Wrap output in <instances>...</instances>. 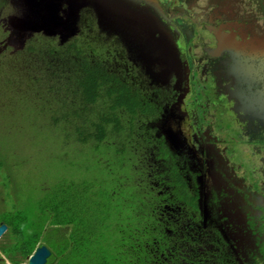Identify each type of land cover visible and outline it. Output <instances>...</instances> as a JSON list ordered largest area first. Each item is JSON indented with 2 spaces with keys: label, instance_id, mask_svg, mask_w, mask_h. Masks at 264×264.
I'll return each instance as SVG.
<instances>
[{
  "label": "rangeland",
  "instance_id": "1",
  "mask_svg": "<svg viewBox=\"0 0 264 264\" xmlns=\"http://www.w3.org/2000/svg\"><path fill=\"white\" fill-rule=\"evenodd\" d=\"M7 2L8 6L2 2L3 10H0V159L4 163L0 171V210L4 207L12 209L13 198L18 194L39 198L46 188L68 183L92 184L107 174L104 163L113 154L124 156L127 164L142 162L143 152L137 148L154 142L152 135H156V127L153 122L149 120L152 125L149 129L148 119L146 123L138 113L132 126L130 117L125 114L121 118L122 128L115 130L112 124H105V136L100 139L98 125L102 122L98 116L107 115L110 101L100 97L94 104L85 103L79 82L84 76L81 62L85 58L91 64L99 63L109 73L118 75L134 89L147 93L149 77L138 66L141 62L137 65L136 60L131 59L134 53L144 61L149 72L153 71L152 65L166 69L167 61L171 60L168 51L164 54L166 46L160 44V40L157 45L152 43L141 52L124 48L133 32L149 31L139 27L141 14L137 11L130 13L129 9L128 12L114 0H59L63 6L54 12L63 21L55 24L49 18L48 30L44 28L37 32L19 26L17 20L23 21L27 14L20 6L24 1ZM239 7L250 11L256 19L264 14V0H244ZM27 12L31 15L32 11ZM46 12L52 16V10ZM117 13L121 17L117 18ZM15 24H18L16 29ZM18 35L23 37L20 41L16 39ZM151 37L152 34L146 33L144 39ZM127 42L131 43V40ZM13 44H17L16 50L11 49ZM72 44L81 50L80 55L69 49ZM159 49L163 51L156 55L154 63V55L153 58L148 55L151 50L158 52ZM127 62L129 71L124 69L128 67ZM120 115L118 113L117 117ZM249 144L235 145L229 155L246 191L264 200L261 158ZM4 173L9 179L13 198L5 196ZM184 186L175 187V190L182 202L193 204L189 195L185 199L188 190ZM28 200L25 198L23 202ZM261 219L264 221V216ZM241 225L244 231L241 238L253 235L252 241L248 240L249 237L246 240L261 252L264 235L258 233L259 224L248 221Z\"/></svg>",
  "mask_w": 264,
  "mask_h": 264
},
{
  "label": "flooded vegetation",
  "instance_id": "2",
  "mask_svg": "<svg viewBox=\"0 0 264 264\" xmlns=\"http://www.w3.org/2000/svg\"><path fill=\"white\" fill-rule=\"evenodd\" d=\"M7 1L0 0L1 11ZM114 1L141 14L139 27L149 30L133 32L124 48L141 52L160 40L171 60L165 71L156 64L149 72L134 53L131 59L149 77L146 94L122 81L147 100L142 104L148 111L139 114L156 127L154 142L137 148L143 152L137 169L154 188L184 184L198 207L185 206L186 221H198L204 235L217 228L235 241L248 221L264 235V200L246 191L229 155L235 145L250 143L264 176V14L256 19L240 9L244 0ZM146 33L152 34L149 40ZM154 51L148 56L155 63L163 50ZM171 171L177 174L169 176Z\"/></svg>",
  "mask_w": 264,
  "mask_h": 264
},
{
  "label": "trees",
  "instance_id": "3",
  "mask_svg": "<svg viewBox=\"0 0 264 264\" xmlns=\"http://www.w3.org/2000/svg\"><path fill=\"white\" fill-rule=\"evenodd\" d=\"M69 49L81 54L75 44ZM81 63L84 102L110 101L107 115L98 116L100 139L105 124L120 130L126 114L134 126V117L148 111L142 104L147 100L117 76L85 58ZM3 164L0 159V171ZM104 164L107 174L92 184L46 188L39 198L12 196L4 173L5 196L15 202L12 209L0 210V224L8 227L0 239V264H28L41 246L51 252L45 264H264V239L260 252L249 242L253 235L226 240L217 228L204 235L198 221L188 223L184 208L190 202L180 200L175 190L180 184L154 188L135 161L127 164L122 155L113 154Z\"/></svg>",
  "mask_w": 264,
  "mask_h": 264
},
{
  "label": "water",
  "instance_id": "4",
  "mask_svg": "<svg viewBox=\"0 0 264 264\" xmlns=\"http://www.w3.org/2000/svg\"><path fill=\"white\" fill-rule=\"evenodd\" d=\"M23 1L24 2H23L22 7L27 13L26 16L29 14V16L27 17L24 16L23 21L17 20L18 22L20 21L19 26L25 27L23 29L40 32V30L44 28L48 30V27H47L48 23L51 22L49 18H52L53 23L55 24L57 23L59 24L60 21L61 22L63 21V19L54 12V10L58 9L59 6L61 7L63 6V5H60V3L58 2L59 0H23ZM78 1H83V0H78ZM41 5H44V7ZM41 9L45 10V12L42 13ZM47 10H52L53 13L55 14L52 13V16L50 17L48 16L49 15L48 13L50 12H46ZM27 11H32L31 15H30V12L28 13ZM15 20L16 18L13 19V21ZM65 21H67V18ZM16 26L18 27V24L14 25L15 29H16ZM69 28L71 27L69 26ZM18 32L20 33V30H18ZM13 34H14V31L11 32V35H10L11 39L13 38ZM22 38L23 37L21 35H18V38L16 39L20 41V39ZM7 230H8L7 225L5 223H1L0 224V239L7 232ZM50 254L51 252L46 246L37 247L35 252L29 258L28 264H45Z\"/></svg>",
  "mask_w": 264,
  "mask_h": 264
}]
</instances>
